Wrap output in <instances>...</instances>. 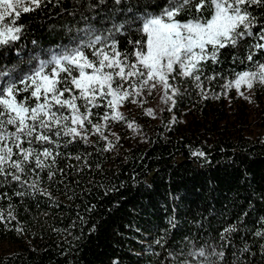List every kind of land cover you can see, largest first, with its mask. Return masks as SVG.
Segmentation results:
<instances>
[{"label": "trees", "instance_id": "16d2710c", "mask_svg": "<svg viewBox=\"0 0 264 264\" xmlns=\"http://www.w3.org/2000/svg\"><path fill=\"white\" fill-rule=\"evenodd\" d=\"M165 3L50 0L22 15L19 23L27 26L26 33L0 50V66L19 63L24 68L21 60L67 44L77 29L90 25L107 35L114 22L131 24L130 12L138 18ZM252 11L264 24V7ZM187 18L186 13L179 17ZM138 27L115 34L121 52L131 53L130 41L142 39ZM259 31V26L254 29ZM254 43L249 37L221 49L220 62L205 65L206 76L221 73L229 79L245 70ZM16 48L22 56L15 55ZM254 60L264 61V50ZM225 79H204V89H211L204 99L193 79L177 74L172 81L179 89L175 106L160 98L148 126L135 123L139 131H134L125 116L106 132L114 145L110 150H104L106 141L97 135H90L88 144L69 145L53 169L62 172L56 171L52 180L47 170L40 173L38 187L50 195L14 183L0 187V195L7 194L0 199V242L11 245L0 252V264H206L200 249L215 264H264V235L256 234L264 233V131L250 135L240 123H227L229 91L214 98ZM197 151L205 156H194ZM17 191L27 195L17 196ZM10 211L15 219L9 218ZM234 225L236 230L222 238Z\"/></svg>", "mask_w": 264, "mask_h": 264}, {"label": "snow or ice", "instance_id": "6c2138e0", "mask_svg": "<svg viewBox=\"0 0 264 264\" xmlns=\"http://www.w3.org/2000/svg\"><path fill=\"white\" fill-rule=\"evenodd\" d=\"M48 2L0 0V50L24 37L27 26L19 23L22 15L36 12ZM114 3L120 5L123 0ZM253 6L264 7V0H166L162 7L157 5L159 11H144L138 18L130 12L132 23L114 22L106 29L107 35L98 34L90 25L77 29L67 44L33 55L26 62L21 60L24 68L19 63L0 66V187L14 183L50 195L38 187L40 173L47 170V178L52 180L56 171L62 172L53 169L69 145L79 141L88 144L90 135H97L106 141L104 150H110L114 145L106 132L111 123L126 120L120 111L125 103H142L138 98L145 91L150 95L160 86L162 102L175 106L179 89L172 81L177 74L193 79L207 99L211 89H204V79L210 83L217 77L225 78L221 73L206 76L205 65L208 61L218 64L221 49L236 47L246 38L256 40L247 55L250 66L225 79L214 98L232 89L244 96L242 89L264 86V61L254 60L257 52L264 50V24L252 11ZM185 13L188 18L179 19ZM137 23L142 39L130 41L134 45L131 53L121 52L115 34ZM15 55L22 56L21 48L15 49ZM146 114L154 116L152 109ZM127 126L139 131L134 121ZM193 155L204 157L205 153ZM74 158L80 160L81 156ZM32 176L35 179L29 182ZM15 194L25 196L27 191ZM8 215L15 219L11 211ZM169 223L175 227L174 220ZM235 230V225L227 227L222 238ZM163 239L161 236L155 243L161 244ZM198 255L206 264H215L207 259L209 254L204 249Z\"/></svg>", "mask_w": 264, "mask_h": 264}, {"label": "rangeland", "instance_id": "374dc122", "mask_svg": "<svg viewBox=\"0 0 264 264\" xmlns=\"http://www.w3.org/2000/svg\"><path fill=\"white\" fill-rule=\"evenodd\" d=\"M244 96L237 94L235 89L229 91L226 98V121L230 123H240L244 131L250 135H255L264 131V86L257 85L251 91L242 89ZM163 89L157 86L149 95L147 91L138 98L142 103H132L128 101L120 109L124 116H128L131 121H134L139 127L148 126L161 106V96ZM247 97V98H245ZM147 109H152L154 116L146 114ZM111 129V132L116 131ZM123 133L126 131L121 127ZM125 134V133H124ZM11 248V245L5 242H0V252H5ZM188 264V263H184Z\"/></svg>", "mask_w": 264, "mask_h": 264}]
</instances>
